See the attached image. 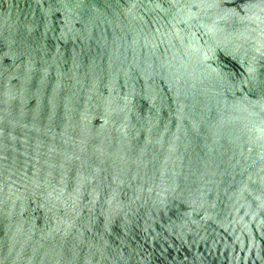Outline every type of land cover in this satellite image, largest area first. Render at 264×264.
Returning <instances> with one entry per match:
<instances>
[{"label":"water","instance_id":"1","mask_svg":"<svg viewBox=\"0 0 264 264\" xmlns=\"http://www.w3.org/2000/svg\"><path fill=\"white\" fill-rule=\"evenodd\" d=\"M0 264H264V0H0Z\"/></svg>","mask_w":264,"mask_h":264}]
</instances>
